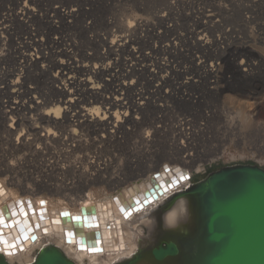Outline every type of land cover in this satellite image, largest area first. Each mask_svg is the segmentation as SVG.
<instances>
[{
  "label": "bare ground",
  "instance_id": "bare-ground-1",
  "mask_svg": "<svg viewBox=\"0 0 264 264\" xmlns=\"http://www.w3.org/2000/svg\"><path fill=\"white\" fill-rule=\"evenodd\" d=\"M97 83L85 99L69 92L63 99L30 94L25 100L16 92L0 98V256L9 264H31L51 246L75 264H147L145 257L163 236L193 226L191 198H173L212 162L201 158L203 145L215 147L207 125L171 116L169 99L194 105L177 86L196 81L172 80V90H165L169 82L161 78ZM145 84L152 90H144ZM161 149L169 163L155 168ZM126 164L133 176L125 173ZM166 180L167 192L146 197Z\"/></svg>",
  "mask_w": 264,
  "mask_h": 264
},
{
  "label": "rangeland",
  "instance_id": "rangeland-1",
  "mask_svg": "<svg viewBox=\"0 0 264 264\" xmlns=\"http://www.w3.org/2000/svg\"><path fill=\"white\" fill-rule=\"evenodd\" d=\"M159 78L165 90L197 83L177 86L194 105L169 99L172 117L207 125L213 138L201 152L213 160L192 183L229 165L264 168V0H0V98L85 99L102 79ZM155 157V168L169 163L162 149Z\"/></svg>",
  "mask_w": 264,
  "mask_h": 264
},
{
  "label": "water",
  "instance_id": "water-1",
  "mask_svg": "<svg viewBox=\"0 0 264 264\" xmlns=\"http://www.w3.org/2000/svg\"><path fill=\"white\" fill-rule=\"evenodd\" d=\"M156 178L161 179V175ZM165 184L150 188L146 197L156 191L161 194L171 185L170 180ZM183 194L192 200L193 226L163 236L145 257L147 264H264L263 167L225 166L193 183L173 200ZM149 202L144 200L142 206ZM0 264L9 263L0 256ZM31 264L75 263L51 246ZM126 264H133V260Z\"/></svg>",
  "mask_w": 264,
  "mask_h": 264
},
{
  "label": "snow or ice",
  "instance_id": "snow-or-ice-1",
  "mask_svg": "<svg viewBox=\"0 0 264 264\" xmlns=\"http://www.w3.org/2000/svg\"><path fill=\"white\" fill-rule=\"evenodd\" d=\"M165 192H167V189H165ZM71 238V237H70ZM12 247H14V245H12Z\"/></svg>",
  "mask_w": 264,
  "mask_h": 264
}]
</instances>
